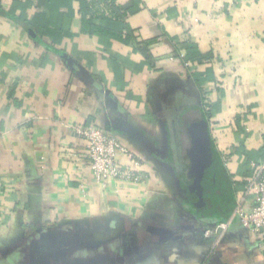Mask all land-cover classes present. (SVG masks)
<instances>
[{
  "label": "crops",
  "instance_id": "crops-1",
  "mask_svg": "<svg viewBox=\"0 0 264 264\" xmlns=\"http://www.w3.org/2000/svg\"><path fill=\"white\" fill-rule=\"evenodd\" d=\"M197 119L236 201L264 159V0H0V264H264V237L206 236L208 200H187ZM89 123L140 182H97L73 129Z\"/></svg>",
  "mask_w": 264,
  "mask_h": 264
},
{
  "label": "built area",
  "instance_id": "built-area-1",
  "mask_svg": "<svg viewBox=\"0 0 264 264\" xmlns=\"http://www.w3.org/2000/svg\"><path fill=\"white\" fill-rule=\"evenodd\" d=\"M185 53L172 57L181 61V69L187 72L192 63L184 59ZM75 133L82 139L87 151L93 177L104 188L110 181L138 183L143 178L142 162L118 137L94 123L75 125ZM126 158L124 161L123 157ZM122 158V159H121ZM227 163V160L224 157ZM248 196L254 204L248 203ZM238 221L245 229L264 237V159L254 162L252 173L246 178L244 192L236 200L235 208L226 221L204 229L206 236L220 238Z\"/></svg>",
  "mask_w": 264,
  "mask_h": 264
},
{
  "label": "water",
  "instance_id": "water-1",
  "mask_svg": "<svg viewBox=\"0 0 264 264\" xmlns=\"http://www.w3.org/2000/svg\"><path fill=\"white\" fill-rule=\"evenodd\" d=\"M187 138L185 154L189 162L188 175L193 180L190 192L196 195L199 202L203 199V190L212 188V176L219 164L209 127L204 119H197L187 125ZM132 235L136 243L134 233Z\"/></svg>",
  "mask_w": 264,
  "mask_h": 264
},
{
  "label": "trees",
  "instance_id": "trees-1",
  "mask_svg": "<svg viewBox=\"0 0 264 264\" xmlns=\"http://www.w3.org/2000/svg\"><path fill=\"white\" fill-rule=\"evenodd\" d=\"M13 13L9 14L12 15ZM142 50L145 54L146 59L151 63L153 60L152 55L150 54L147 44L148 42L143 43ZM188 46V45H187ZM190 53V52H189ZM189 54L185 53L184 59L189 60ZM180 54L175 57H179ZM203 58V57H201ZM201 112H203L204 117H211L213 112L212 109L205 110L203 107H199ZM216 157L218 159L219 166L217 167L216 171L214 172V175L212 176V188L205 190V197L204 200H208V210L210 211L211 215L210 218L214 219L215 222L219 223L222 221H226L230 215L232 214L236 201L234 199L233 190H232V183L230 174L228 172V169L225 167L224 163L219 157V154L215 150ZM184 171L186 172L189 168V163L187 161V157L184 158ZM219 190V193H218Z\"/></svg>",
  "mask_w": 264,
  "mask_h": 264
},
{
  "label": "flooded vegetation",
  "instance_id": "flooded-vegetation-1",
  "mask_svg": "<svg viewBox=\"0 0 264 264\" xmlns=\"http://www.w3.org/2000/svg\"><path fill=\"white\" fill-rule=\"evenodd\" d=\"M185 155H186V154H185ZM186 157H187V156H186ZM188 163H189V162H188ZM179 165H180V167H181V170L183 169V171H184V170H185V169H184V167H185L184 162L180 161V164H179ZM188 171H189V168H188V170L185 172V174H184L185 176L188 174ZM185 176H184V177H185ZM185 178H186V177H185ZM185 178H183L184 186H185V187H187V186L189 187V184L192 183L193 180H192V179L189 180V179H187V178L185 179ZM203 191H204V192H203V196H202V197L204 198V197H205V190H203ZM192 195H193V196H190V199H189V198L187 199L188 202H189V203H190V202H193V203L195 202V203H197L196 195H194V194H192ZM201 202H202V201H201Z\"/></svg>",
  "mask_w": 264,
  "mask_h": 264
}]
</instances>
